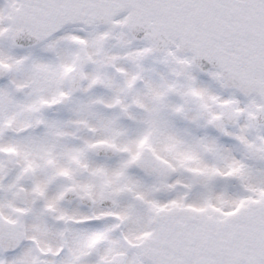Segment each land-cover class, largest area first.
<instances>
[{
	"label": "snow or ice",
	"instance_id": "snow-or-ice-1",
	"mask_svg": "<svg viewBox=\"0 0 264 264\" xmlns=\"http://www.w3.org/2000/svg\"><path fill=\"white\" fill-rule=\"evenodd\" d=\"M0 264H264V0H0Z\"/></svg>",
	"mask_w": 264,
	"mask_h": 264
}]
</instances>
